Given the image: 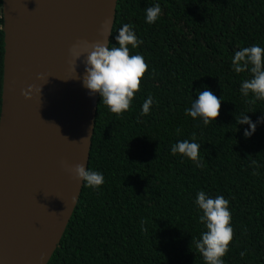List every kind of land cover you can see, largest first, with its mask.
Masks as SVG:
<instances>
[{
  "label": "trees",
  "instance_id": "trees-1",
  "mask_svg": "<svg viewBox=\"0 0 264 264\" xmlns=\"http://www.w3.org/2000/svg\"><path fill=\"white\" fill-rule=\"evenodd\" d=\"M155 3L162 13L148 24L145 10ZM125 23L143 40L130 55H142L148 71L122 115L99 96L88 168L105 182L83 185L48 264H204L195 243L206 230L194 203L200 190L229 201L234 232L225 264H264V123L245 138L249 125L236 120L257 121L264 101L241 94L251 74L231 67L235 51L264 47V0H118L110 46ZM3 68L0 0V113ZM205 88L222 97L208 126L185 114ZM149 95L151 113L141 115ZM193 136L202 167L171 153Z\"/></svg>",
  "mask_w": 264,
  "mask_h": 264
},
{
  "label": "water",
  "instance_id": "water-1",
  "mask_svg": "<svg viewBox=\"0 0 264 264\" xmlns=\"http://www.w3.org/2000/svg\"><path fill=\"white\" fill-rule=\"evenodd\" d=\"M117 4L2 0L0 264H48L62 240L84 185L69 166L88 168L99 98L82 84L91 48L77 59L73 46L110 44ZM29 85L41 92L26 98Z\"/></svg>",
  "mask_w": 264,
  "mask_h": 264
},
{
  "label": "clouds",
  "instance_id": "clouds-1",
  "mask_svg": "<svg viewBox=\"0 0 264 264\" xmlns=\"http://www.w3.org/2000/svg\"><path fill=\"white\" fill-rule=\"evenodd\" d=\"M145 12L146 22L154 24L160 18L162 9L159 3H155L146 8ZM110 24V18L105 20L106 32ZM115 41L116 45L111 46L109 43L101 42L91 45L77 44L73 46V54L78 59L83 51L91 48L85 62L82 84L89 90L90 95L99 94L108 111L119 116L130 109L134 96L141 89V80L148 71V64L142 55H130L131 50L143 44V40L138 39L130 24L122 25L115 35ZM231 67L236 74L244 72L251 74L250 78L241 81V94L245 97L251 95L254 98L253 102L264 101V47L254 44L235 51ZM40 78H43L42 74ZM36 91L41 92V88L29 85L23 94L26 98H31ZM196 91L198 98L192 101L185 114L194 120L202 121L204 126L211 125L220 115L222 97L218 98L210 88ZM153 102L154 98L149 95L141 106V115L151 113ZM236 120L240 125H249L244 129V136L250 138L255 133L257 125L264 123V116L255 122L247 114L236 117ZM200 150L201 145L195 142L194 136L191 141H178L171 147L173 155L179 154L191 160L197 167L203 166ZM69 168L88 188L99 189L105 182L102 172L86 168L83 163ZM194 203L202 213L199 216V223L206 229L195 241L197 251L203 257L204 264H225L224 257L229 251L234 232L229 201L223 195L212 197L204 190H200Z\"/></svg>",
  "mask_w": 264,
  "mask_h": 264
}]
</instances>
